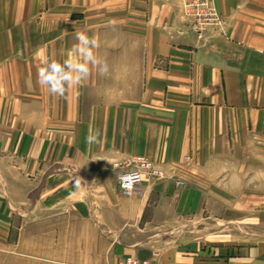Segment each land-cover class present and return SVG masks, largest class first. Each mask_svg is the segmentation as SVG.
Here are the masks:
<instances>
[{
	"label": "crops",
	"instance_id": "obj_1",
	"mask_svg": "<svg viewBox=\"0 0 264 264\" xmlns=\"http://www.w3.org/2000/svg\"><path fill=\"white\" fill-rule=\"evenodd\" d=\"M216 1L226 30L199 36L181 0H0V264L236 263L216 257L222 229L205 223L220 194L197 184L264 136V0ZM78 31L98 38L109 72L54 95L39 72L67 59ZM51 118L73 120L72 156L60 142L47 162L35 136ZM131 155L166 178L123 194L112 161Z\"/></svg>",
	"mask_w": 264,
	"mask_h": 264
},
{
	"label": "rangeland",
	"instance_id": "obj_2",
	"mask_svg": "<svg viewBox=\"0 0 264 264\" xmlns=\"http://www.w3.org/2000/svg\"><path fill=\"white\" fill-rule=\"evenodd\" d=\"M214 3L222 19L221 25H213L208 26L207 28H204L202 30H196L193 29L190 23L185 19L191 30L199 36H201L204 32L208 30H218L222 33H224V31L226 30L225 20L219 12L217 1L214 0ZM233 41L240 46H245L244 42L241 40L233 39ZM257 53L263 54L264 56V52L257 51ZM110 88L113 89V87ZM86 106L87 104H81V111H83V113L81 114H84V109H86ZM89 121L93 123V125L91 126L94 127L97 125L100 126V123L102 122L101 119H91ZM21 122L28 125L27 120L22 119V121L16 120L15 126H17V123L20 124ZM85 123L86 120L84 118H79L78 127L85 126ZM70 124H74L73 120L71 123L70 120L65 118H51L48 120L45 131L41 135L39 134L35 136L36 139L40 141H45V144L47 146L45 161L48 162L50 160L54 162V149L55 146L59 147L60 142L66 143V145H64L65 150L63 151V154H65V156L67 157L72 156L70 149L71 145L69 144V136H66V133L69 134ZM30 129V132L36 130L35 132L37 133L38 128L36 124H31ZM61 134L62 136L59 137ZM251 142H254V144L256 142V144H258V147L254 150L238 151L236 152V158H232V162H222V175L220 176L219 180L197 184L198 186H200L201 190L211 192L215 191L216 193L220 194V197H216L214 199L212 198L211 200H205V223L207 227L210 224L221 226L223 244L216 246V249L221 250V253H218V256L216 254V257H220L224 260H227H223V262H229L228 260L230 258H233L234 262H236L233 264H264V136H255L253 139H251ZM78 148H80V146L74 147V149ZM80 150L83 151L84 149L81 148ZM10 153H12L11 155L14 156L16 159L19 158L18 160H20L19 154L21 155V152L11 151ZM22 153L26 156L30 154V159H37V151H25ZM81 156H84V151L82 152ZM134 156L145 157L146 159L150 160V162L155 168L164 172L163 177L157 178L145 175L144 179L146 177L153 178L156 180L166 178V171L160 168V166L157 165L149 157L145 155H131L112 161V168L117 173V181L118 172L115 164L118 162H123L125 161V159ZM185 159L186 161H188L189 159H191V157L187 156ZM30 162L36 161L33 160ZM176 185L184 187L187 184L184 180L177 179ZM225 228H227L228 230H225ZM13 238H15V235H13ZM228 238H230L231 241L229 245L226 246L224 242ZM207 246L208 245H206V247ZM228 247H231L232 254H230L229 251L228 253H226V249ZM214 252L216 253V251ZM2 254L11 253L7 250H4ZM128 256L133 255H127L126 257ZM214 256L215 255H213V257ZM145 259L152 260L150 258ZM122 261H120L118 264H122ZM153 262L155 264H159L155 258H153Z\"/></svg>",
	"mask_w": 264,
	"mask_h": 264
},
{
	"label": "clouds",
	"instance_id": "obj_3",
	"mask_svg": "<svg viewBox=\"0 0 264 264\" xmlns=\"http://www.w3.org/2000/svg\"><path fill=\"white\" fill-rule=\"evenodd\" d=\"M76 39L78 43L70 50L67 59L62 63L53 60L39 72V83L47 86L54 95L63 96L66 91L87 80L93 71L101 76L109 72L107 60L97 51L101 47L98 38L78 31Z\"/></svg>",
	"mask_w": 264,
	"mask_h": 264
},
{
	"label": "built area",
	"instance_id": "obj_4",
	"mask_svg": "<svg viewBox=\"0 0 264 264\" xmlns=\"http://www.w3.org/2000/svg\"><path fill=\"white\" fill-rule=\"evenodd\" d=\"M182 14L196 30H202L208 26L222 24L214 0H181ZM118 172L120 190L126 195H132L141 188L144 176L163 177L164 172L155 168L150 160L145 157L134 156L115 164ZM182 183V182H181ZM122 264H155L153 260L128 256Z\"/></svg>",
	"mask_w": 264,
	"mask_h": 264
}]
</instances>
